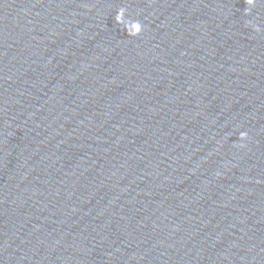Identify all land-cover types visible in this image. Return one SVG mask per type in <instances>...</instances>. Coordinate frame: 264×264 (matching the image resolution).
Listing matches in <instances>:
<instances>
[{"label": "water", "instance_id": "water-1", "mask_svg": "<svg viewBox=\"0 0 264 264\" xmlns=\"http://www.w3.org/2000/svg\"><path fill=\"white\" fill-rule=\"evenodd\" d=\"M264 172V0H0V246Z\"/></svg>", "mask_w": 264, "mask_h": 264}]
</instances>
